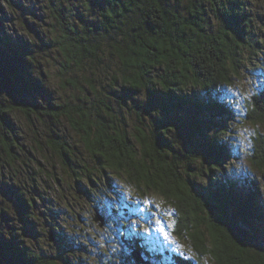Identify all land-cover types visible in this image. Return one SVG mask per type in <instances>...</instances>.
Segmentation results:
<instances>
[{
	"label": "trees",
	"instance_id": "trees-1",
	"mask_svg": "<svg viewBox=\"0 0 264 264\" xmlns=\"http://www.w3.org/2000/svg\"><path fill=\"white\" fill-rule=\"evenodd\" d=\"M102 1L98 6L100 29L118 34L111 38L109 49L125 71L122 85L126 95L144 90L156 110L175 118L187 116L186 129L174 139L172 122L158 119L150 126H134L131 133L114 122L111 107H105L110 117L105 122L85 107L52 98L44 101L42 78L30 52L5 43L3 38L0 169L10 166L22 151L12 112H20L29 124H34L33 118L45 117L55 123L63 118L78 133L96 164L95 173L106 178L109 172L124 176L129 184L138 189L143 186L166 200L172 211V232L187 241L198 261L168 245L170 251L154 249L146 240L133 242L132 250L138 249L155 264H203L200 258L204 255L216 264H264V189L246 179L235 187L229 177L235 150L228 141L226 124L235 120V111L221 91L260 48L245 0H186L181 9L171 8L166 0ZM207 8L219 20L214 30L209 28ZM52 16L56 32L46 45L64 58L62 72L71 65L99 61L101 47L93 27L74 22L68 8L54 10ZM161 98L167 104H161ZM249 102L245 120L256 127L264 125V85ZM205 136L214 137L210 152L202 146ZM46 145L70 177L95 183L87 163H70L68 142L50 133ZM246 155L264 183V132L251 135ZM205 178L212 185H203ZM50 179L58 180L53 175ZM6 183L3 185L18 203L19 224L32 226L34 198L21 195L16 185ZM3 185L0 182V192ZM2 214L0 208V218ZM18 241L14 231L2 233L0 228V264H54Z\"/></svg>",
	"mask_w": 264,
	"mask_h": 264
},
{
	"label": "rangeland",
	"instance_id": "rangeland-1",
	"mask_svg": "<svg viewBox=\"0 0 264 264\" xmlns=\"http://www.w3.org/2000/svg\"><path fill=\"white\" fill-rule=\"evenodd\" d=\"M102 2L0 0V41L7 39L3 41L30 52L42 78L44 101L52 98L55 102L85 107L93 117L97 114L105 118V122L110 118L105 107H111L114 122L131 133L136 125L150 126L158 119H165L172 122V137L175 139L182 128L186 129L187 116L175 118L173 114L156 110L144 90L131 97L126 95L122 85L125 71L109 49L111 38H117L118 34L100 29L98 6ZM185 2L166 0L171 8L180 9ZM244 2L250 12L252 33L261 43L257 53L247 58L239 74L233 76L231 84L221 90L226 104L233 106L235 111V120L226 124L228 141L235 150L229 177L235 187L242 186L246 179L264 189L260 171L250 165L246 155L251 135L258 130L264 132V125L256 127L245 120L250 97L264 85V69L261 70L264 68V0ZM65 8L70 10L74 22L83 21L94 28V37L101 51L99 61H85L80 67L71 65L62 72L64 58L46 43L56 32L52 12ZM206 12L210 30L216 29L219 20L209 8ZM10 118L22 151L16 153V160L10 166L1 167L0 182L1 185L3 182L9 183H6L8 186L16 185L18 193L23 196L31 195L36 212L32 226L19 224L18 203L3 185L0 192L2 233L14 231L20 245L50 258L54 264H141L132 259L130 252L133 242L144 240L154 249L165 252L171 248L198 261L187 241L178 239L172 232V211L166 200L143 186L136 188L124 176L108 171L106 178L104 174L95 173L96 164L84 150L78 133L65 119L55 123L45 117L33 118L34 124H29L18 111L12 112ZM50 133L68 142L72 150L70 163L88 164L95 183L77 182L69 176L68 170L46 145ZM51 175L58 180L52 181ZM32 177L35 185H32ZM202 183L212 185V181L206 178ZM95 210L104 218L102 226L92 220ZM48 229H55L53 241L47 240ZM144 259L155 264L148 257ZM200 260L203 264H216L209 255L202 256Z\"/></svg>",
	"mask_w": 264,
	"mask_h": 264
},
{
	"label": "water",
	"instance_id": "water-1",
	"mask_svg": "<svg viewBox=\"0 0 264 264\" xmlns=\"http://www.w3.org/2000/svg\"><path fill=\"white\" fill-rule=\"evenodd\" d=\"M92 220L95 223H99V226H102L104 218L99 212L94 211V214L92 216ZM47 238H48V241H53V232L51 230H49L47 232ZM130 255L136 262H139V263H142V264H149V261L144 259V257L142 256L141 252L138 249L132 250L130 252Z\"/></svg>",
	"mask_w": 264,
	"mask_h": 264
},
{
	"label": "snow or ice",
	"instance_id": "snow-or-ice-1",
	"mask_svg": "<svg viewBox=\"0 0 264 264\" xmlns=\"http://www.w3.org/2000/svg\"><path fill=\"white\" fill-rule=\"evenodd\" d=\"M159 102L163 105L167 104V100L165 98H161ZM213 141L214 137L205 136L202 140V146L210 152L213 148Z\"/></svg>",
	"mask_w": 264,
	"mask_h": 264
}]
</instances>
